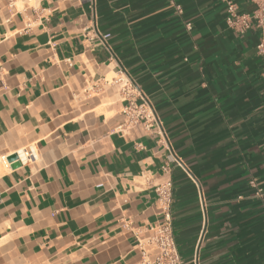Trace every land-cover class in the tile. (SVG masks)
I'll list each match as a JSON object with an SVG mask.
<instances>
[{"label":"crops","instance_id":"obj_1","mask_svg":"<svg viewBox=\"0 0 264 264\" xmlns=\"http://www.w3.org/2000/svg\"><path fill=\"white\" fill-rule=\"evenodd\" d=\"M8 1L0 264H137L138 240L163 222L154 188L167 180L185 264H264L260 32L231 29L224 0H42L21 14ZM121 70L161 135L115 131L125 103L105 81ZM23 148L37 159L6 168L2 158Z\"/></svg>","mask_w":264,"mask_h":264},{"label":"built area","instance_id":"obj_2","mask_svg":"<svg viewBox=\"0 0 264 264\" xmlns=\"http://www.w3.org/2000/svg\"><path fill=\"white\" fill-rule=\"evenodd\" d=\"M42 0H9L8 9L14 14L25 13L28 10L37 12L38 6ZM226 2L227 25L237 33L246 34L252 28L258 30L261 34V40L257 45V53L262 60V78L264 81V0H249L256 8L252 13L241 14L236 4L232 1ZM19 4V5H18ZM108 36H104V39ZM107 85L115 88L119 98L124 101L122 114L124 120L116 128V132L126 135L132 130L142 127L146 132L158 135L162 134L161 125L157 118L155 109L149 98L142 92L125 71L117 72V75L105 81ZM262 118L264 121V102L262 107ZM17 160L14 163L28 164L37 159V154L31 148H23L15 154ZM9 157L2 158L3 165L10 168L13 162L8 161ZM171 161H174L180 168L190 174L177 157L172 155ZM165 172L169 167L163 168ZM255 186V182H251ZM154 191L157 196L158 208L161 211L163 222L147 228V235L138 240L137 249L140 254V261L137 264H185L177 248L172 230V205H173V182L167 180L162 184L155 186ZM261 194V190H258ZM125 229H129L127 224Z\"/></svg>","mask_w":264,"mask_h":264},{"label":"water","instance_id":"obj_3","mask_svg":"<svg viewBox=\"0 0 264 264\" xmlns=\"http://www.w3.org/2000/svg\"><path fill=\"white\" fill-rule=\"evenodd\" d=\"M16 160H17V157L15 155L9 157V159H8L9 162H14ZM18 166H19V164H15V166H13V168L18 167Z\"/></svg>","mask_w":264,"mask_h":264},{"label":"bare ground","instance_id":"obj_4","mask_svg":"<svg viewBox=\"0 0 264 264\" xmlns=\"http://www.w3.org/2000/svg\"><path fill=\"white\" fill-rule=\"evenodd\" d=\"M11 156V155H10ZM17 164V163H16ZM22 166V164H20ZM19 168V167H18ZM15 170V169H14Z\"/></svg>","mask_w":264,"mask_h":264}]
</instances>
